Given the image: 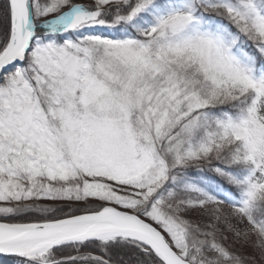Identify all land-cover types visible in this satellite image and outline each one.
Wrapping results in <instances>:
<instances>
[{"label":"snow or ice","instance_id":"obj_1","mask_svg":"<svg viewBox=\"0 0 264 264\" xmlns=\"http://www.w3.org/2000/svg\"><path fill=\"white\" fill-rule=\"evenodd\" d=\"M0 264H264V0H0Z\"/></svg>","mask_w":264,"mask_h":264}]
</instances>
